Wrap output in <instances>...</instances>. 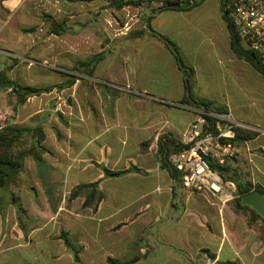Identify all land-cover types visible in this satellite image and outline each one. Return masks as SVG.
I'll list each match as a JSON object with an SVG mask.
<instances>
[{
	"label": "crops",
	"instance_id": "crops-1",
	"mask_svg": "<svg viewBox=\"0 0 264 264\" xmlns=\"http://www.w3.org/2000/svg\"><path fill=\"white\" fill-rule=\"evenodd\" d=\"M25 2L0 0L4 11L0 13L4 23L0 32ZM149 17L152 30L169 39L193 69L191 94L195 98L224 105L231 113L236 109L234 102L237 107L243 101L241 109L256 107L261 75L232 52L221 0H204L186 11L152 13L145 21ZM133 32H120L124 44L117 57L110 61L113 54L106 53L92 76L84 74L81 66L73 84L60 91L66 102H72L59 113L63 124L43 128L48 152L42 155V162H54L67 178L70 175L69 179L80 181L78 184L100 182L104 195L90 215L89 250L80 240L84 246L81 262L108 264L111 258L122 264H207L210 259L211 264H264V214L249 226V212L235 213L228 194L190 191L159 167L152 151L158 138L172 134L179 139L197 108L179 104L185 96L183 74L163 41L148 30L138 38L130 35ZM11 43L17 52L16 44ZM234 118L243 126L264 130L248 123L246 112ZM252 155L243 151L241 162L230 165L239 171L247 158L252 182L264 190V155ZM95 163L110 170L134 166L145 173L107 178ZM34 166L44 183L56 171ZM56 176L59 181L65 179ZM240 182H244L242 177ZM46 192L48 195L50 189L42 191L46 203L58 211V202ZM0 194L5 197L0 207V264H34L33 243L44 236L47 224L19 223L13 192ZM54 245L57 255L67 250L61 238ZM44 252L41 247V254Z\"/></svg>",
	"mask_w": 264,
	"mask_h": 264
},
{
	"label": "rangeland",
	"instance_id": "rangeland-1",
	"mask_svg": "<svg viewBox=\"0 0 264 264\" xmlns=\"http://www.w3.org/2000/svg\"><path fill=\"white\" fill-rule=\"evenodd\" d=\"M111 1L26 0L13 19L6 23V29L0 32V50L12 51V53L0 51V71L9 68L10 70L6 72L9 81L13 80L22 86L41 89L52 87L53 90L30 98L16 110H14L15 97L11 95V90L1 91L0 122L2 124H29L35 116H39L42 127L47 130L56 128L58 124H63L59 113L61 109L70 106L69 104L72 102L70 99L66 102L60 95L61 90L55 86L73 79L75 74L79 75L82 68L80 64L86 63L91 57L103 54L104 59L106 53L113 54L110 61L113 57H117V52L124 44L119 36L120 32L123 29L142 30L143 24L146 23V17L154 13L159 5L156 1L144 0L137 6H125L117 9L111 5ZM3 12V9L0 8V13ZM3 24V21L0 20V27ZM55 24L60 26L55 27ZM11 42L16 44L17 52H14L13 48L11 49ZM108 63L106 62L104 65H108ZM256 87V107L254 105L252 108L242 106L243 109H241L239 106L243 101L238 103L237 107L235 106L237 103L234 102L236 109L231 113L226 107L227 114L222 115L229 116L231 121L241 125L234 117H243L246 112L248 123L264 127V84L260 76H258ZM35 111L38 113L33 114ZM194 112L193 121H196L203 114V110L196 109ZM244 127L257 131L259 135L253 141L235 144L236 151L226 160L231 165L241 162L243 151L251 155H264V148L261 147L264 144V136H261L264 130L250 126ZM152 151L156 158V147ZM244 161L243 159L244 167H239L238 172L244 183L252 184L254 175L251 173L247 158V163ZM41 167L49 168L51 171L54 168L56 170L54 174L51 173L47 183L42 182L41 178L36 176L34 161L29 157L25 160L23 171L18 175L16 181L4 191L13 192V196L17 197L25 209L27 217L21 218V223L31 220L35 227L47 224L43 231L44 236L39 239L35 238L33 243L34 264H75L68 250L64 254L54 253L56 250L54 244L60 239L62 231H65L69 234L71 241L81 246V240L89 250L88 230L92 226L90 215L94 211L89 208L84 209L81 199L73 202L68 201L69 192L80 181L69 179L70 175L67 178L54 162L43 163ZM56 172L58 173L56 174ZM56 175L60 180L65 179L59 181ZM255 184L257 185V183ZM234 187V190L227 188L224 193L228 194L230 205L235 198L236 186L234 185ZM46 188H49L50 192L48 195L46 192L45 195L58 202L60 210L55 211L46 203L47 197L42 193ZM82 229H85L87 233H83ZM48 244L50 245L49 250L46 248ZM84 246H81L82 251ZM41 247H44L46 251L43 254H41ZM78 264L90 263L80 260Z\"/></svg>",
	"mask_w": 264,
	"mask_h": 264
},
{
	"label": "trees",
	"instance_id": "trees-1",
	"mask_svg": "<svg viewBox=\"0 0 264 264\" xmlns=\"http://www.w3.org/2000/svg\"><path fill=\"white\" fill-rule=\"evenodd\" d=\"M144 0H112L111 5L117 9H121L125 6H137ZM148 2L156 1L159 5L154 10V13L163 12L166 10L172 11H186L194 7L199 6L204 0H145ZM221 10L223 19L226 23L227 30L230 37V47L234 55L241 60L247 62L264 80V65L259 58L252 52L246 50L238 40L235 28L233 26L232 19L229 16L228 6L225 0H221ZM150 18L145 23V29L135 31L130 35L138 38L145 34L148 30L150 34L163 41L165 46L172 52L175 62L179 70L183 74V83L185 88V96L179 102V104L190 105L194 108L201 109L205 113L212 114H227V108L224 105L217 104L210 100L195 98L191 94V82L194 76V71L191 67L187 66L180 55L176 46L166 37L152 30L150 26ZM55 27L60 25L55 24ZM55 31V30H54ZM53 31V32H54ZM103 59V54H98L91 57L86 63L80 64L83 67V73L92 76L96 65ZM9 68H4L0 71V85L9 81L6 72ZM15 82V81H14ZM73 84V79L68 80L65 83H61L59 86H55L59 90L66 87H70ZM14 89L16 91H14ZM14 89L11 90V95L15 97L14 110L23 106L30 98L39 96L43 93H49L53 90L52 87L36 88L29 86H22L15 82ZM207 124L204 125V132H216L215 119L210 116H205ZM235 137L233 139H224L223 142H231L233 145L240 142L253 141L259 135L255 130L244 126H233ZM45 140V133L40 123L39 116H35L31 119L29 124L18 123H5L0 122V192L7 190L17 179L18 175L23 171L24 163L27 158H32L35 165L40 167L42 162V155L47 153L48 150L44 147L43 142ZM184 146L180 139L174 137L172 134L161 135L156 142V158L159 167L164 170L171 179L176 182H181V175L176 170L174 165V156L177 155ZM95 165L103 172L107 178H116L125 173L137 172L144 174L145 172L137 167L130 166L125 170H110L102 165ZM209 167L222 178L223 181L232 182L236 186L235 198L232 201V207L235 213L244 212L247 214V224L249 226L254 225L260 218L261 214H258L253 208L242 203V196L250 191H257L264 195V190L257 186L252 185L249 182H240V173L237 169H232L231 165L226 162L223 166L213 164L209 162ZM100 182L92 183H80L75 185L68 194V201H75L77 199L82 200V207L84 209L89 208L92 211L98 209L99 204L104 198V195L99 187ZM5 197L0 194V207L3 206ZM16 207L17 220L21 223V218H26V211L17 198L12 199ZM60 238L63 240L67 250L72 256L75 264L80 262V254L82 247L70 240L69 234L62 231ZM138 247V243L133 244ZM108 264H122L121 261L109 258ZM224 264H234L231 262Z\"/></svg>",
	"mask_w": 264,
	"mask_h": 264
},
{
	"label": "built area",
	"instance_id": "built-area-1",
	"mask_svg": "<svg viewBox=\"0 0 264 264\" xmlns=\"http://www.w3.org/2000/svg\"><path fill=\"white\" fill-rule=\"evenodd\" d=\"M225 1L239 42L264 65V0ZM205 116L215 119L217 133L204 132ZM233 126L241 125L235 124L229 116L204 111L200 118L189 124L180 138L184 148L174 156V165L184 188L217 196L234 187L209 167V162L223 166L236 151L231 142H223L235 137ZM211 263L208 259L207 264Z\"/></svg>",
	"mask_w": 264,
	"mask_h": 264
},
{
	"label": "water",
	"instance_id": "water-1",
	"mask_svg": "<svg viewBox=\"0 0 264 264\" xmlns=\"http://www.w3.org/2000/svg\"><path fill=\"white\" fill-rule=\"evenodd\" d=\"M15 82L13 80L4 82L0 85V92L5 89H14ZM14 91H16L14 89ZM242 203L253 208L258 214H264V195L257 191H250L242 196Z\"/></svg>",
	"mask_w": 264,
	"mask_h": 264
}]
</instances>
